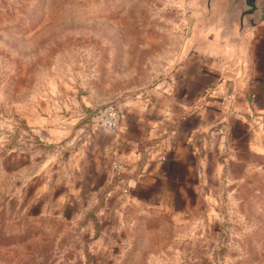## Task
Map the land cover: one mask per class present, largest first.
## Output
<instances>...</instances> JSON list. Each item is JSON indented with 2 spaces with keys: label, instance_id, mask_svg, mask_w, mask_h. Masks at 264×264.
I'll return each instance as SVG.
<instances>
[{
  "label": "rangeland",
  "instance_id": "1",
  "mask_svg": "<svg viewBox=\"0 0 264 264\" xmlns=\"http://www.w3.org/2000/svg\"><path fill=\"white\" fill-rule=\"evenodd\" d=\"M201 1L0 0V264H264V135L214 199L129 218L120 243L64 199L97 112L164 77Z\"/></svg>",
  "mask_w": 264,
  "mask_h": 264
},
{
  "label": "crops",
  "instance_id": "2",
  "mask_svg": "<svg viewBox=\"0 0 264 264\" xmlns=\"http://www.w3.org/2000/svg\"><path fill=\"white\" fill-rule=\"evenodd\" d=\"M225 7L193 19L164 77L117 104V131L93 125L75 152L64 199L104 218L98 242H122L129 218L214 199L232 155L264 135V21L243 41Z\"/></svg>",
  "mask_w": 264,
  "mask_h": 264
},
{
  "label": "water",
  "instance_id": "3",
  "mask_svg": "<svg viewBox=\"0 0 264 264\" xmlns=\"http://www.w3.org/2000/svg\"><path fill=\"white\" fill-rule=\"evenodd\" d=\"M202 8L196 9L194 19L209 20L220 4H226L227 15L237 14L239 36L245 41V31L254 28L264 21V0H202Z\"/></svg>",
  "mask_w": 264,
  "mask_h": 264
},
{
  "label": "built area",
  "instance_id": "4",
  "mask_svg": "<svg viewBox=\"0 0 264 264\" xmlns=\"http://www.w3.org/2000/svg\"><path fill=\"white\" fill-rule=\"evenodd\" d=\"M97 118L101 127L109 131H117L120 125V113L116 106L108 105L101 108L97 112ZM114 168L121 172L123 170L122 165L115 164Z\"/></svg>",
  "mask_w": 264,
  "mask_h": 264
}]
</instances>
